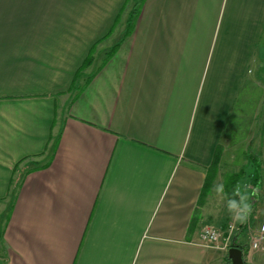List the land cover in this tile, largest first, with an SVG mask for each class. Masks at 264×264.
<instances>
[{"label":"crops","instance_id":"crops-1","mask_svg":"<svg viewBox=\"0 0 264 264\" xmlns=\"http://www.w3.org/2000/svg\"><path fill=\"white\" fill-rule=\"evenodd\" d=\"M256 167L264 220V0H0V264H264L199 244Z\"/></svg>","mask_w":264,"mask_h":264},{"label":"rangeland","instance_id":"rangeland-1","mask_svg":"<svg viewBox=\"0 0 264 264\" xmlns=\"http://www.w3.org/2000/svg\"><path fill=\"white\" fill-rule=\"evenodd\" d=\"M131 12H132V9L119 10L118 11V13L114 17L113 21L111 22V25L109 27L108 32H106V34H104L103 37H101L99 40H97L93 44V48L94 49L92 50V52H95V53L96 52H101L99 50L100 47H97L96 48V45H97L98 41L100 43L104 39H109L110 37H112V34L115 33V32H116V34H118L119 31H120V26L124 27L122 33H126V31L128 29V24L130 22L129 20H130V14H131ZM123 21H125V22H123ZM112 40L113 39H110L109 42H111ZM117 42H118V40H117ZM115 43H116V41L115 42H111V44H112V45H110L111 46V49L114 47ZM110 50L108 51V53L110 52ZM107 54H106V56H107ZM92 60H93V56H92ZM80 75H81V73L79 74V77H80ZM79 77H78V79H79ZM233 165H234V167L231 168V164H230V167H229V164L228 163H226V164L224 163V169L222 171V173H223L222 175H225L226 173H229V172L242 171L243 172V175H239V176H241L242 178H244V176H245L244 173L246 172L247 169H249L248 163L246 162V164H244L242 161H238L237 160L236 162L233 163ZM225 177L226 176H221L220 177V182L224 181V178ZM227 182H229V181L227 180ZM251 186H253V184H251ZM255 199H256V197L255 198H250L249 203L251 204L252 212H251V214L248 216V218L243 223H240V222L235 221L232 218V216L228 213L227 209L226 208L224 209L222 207L223 206L222 203L218 202L217 200L213 203V206L211 208H214V207L215 208L217 207L216 209H219L220 208L218 214H222L224 216V218H226V220H223L221 222V223H223V226H226V231L224 233H222V230L219 231L220 232V235H221L220 242L223 241V243H225V239L227 238L228 239L227 240L228 244H231L233 242V240L235 239L234 237H237L239 235H242L241 237L244 238L245 243H246V246L250 248V246L252 245V243L258 239V235L259 234L263 235V237H264V232H261L260 231V227H261L262 224H264V220H261V219L260 220L259 219L256 220L255 219V216H254L255 209H256L255 208V205H256ZM253 216H254V218H253ZM255 220H256L257 223L253 226V230L248 229V228H250L252 226V222H255ZM205 223L206 224L208 223L210 225H213L218 230L220 228H222V227L217 226L215 223H209V222H205ZM229 226H233V229H232V231L230 233L231 235H229V232H228V227ZM262 243H264V239L261 242H259V246H261ZM223 249H224V247H223ZM253 251H255V249H253Z\"/></svg>","mask_w":264,"mask_h":264},{"label":"clouds","instance_id":"clouds-1","mask_svg":"<svg viewBox=\"0 0 264 264\" xmlns=\"http://www.w3.org/2000/svg\"><path fill=\"white\" fill-rule=\"evenodd\" d=\"M213 190L222 199L232 218L243 223L252 212L249 200L259 195L260 188L258 185L253 187L242 181L236 184L231 194L225 191L223 183L214 185Z\"/></svg>","mask_w":264,"mask_h":264},{"label":"trees","instance_id":"trees-1","mask_svg":"<svg viewBox=\"0 0 264 264\" xmlns=\"http://www.w3.org/2000/svg\"><path fill=\"white\" fill-rule=\"evenodd\" d=\"M142 2H143V0H135V4H136L137 6H139ZM138 14H139V7L132 8V12H131V14H130V20H129L130 22H129V24H128V29H127V31H126L124 37H126V36L131 32L132 27H133V24H134V22H135V20H136V18H137V16H138ZM116 48H117V45L114 46V47L110 50V52L107 54L106 59H108V58H109V57H110V56L116 51ZM89 52H92V50L89 51ZM91 62H92V55L89 53L88 57L85 59V61L83 62V64L81 65V67L79 68V70L77 71V73L75 74V77H74V79H73V84H74V82L78 79L79 74L81 73V71H83L85 68H87V67L91 64ZM254 176H255V177H254V179H253V187L257 186L258 183H259V180H260V176H259V173H258V169H257V167H256V170H255V175H254ZM231 179H233V178H231ZM230 181H231V180H229V182H227V184H226L227 192H228V190H229V192H228L229 194H231L232 189H233L232 186H233V184H234V182H233V183H232V182L230 183ZM209 182H210V179H207V182H206L205 186H206V185L208 186ZM231 247H236V248L242 250V248L239 247V246H235V245H233V246H231Z\"/></svg>","mask_w":264,"mask_h":264},{"label":"built area","instance_id":"built-area-1","mask_svg":"<svg viewBox=\"0 0 264 264\" xmlns=\"http://www.w3.org/2000/svg\"><path fill=\"white\" fill-rule=\"evenodd\" d=\"M233 229V226L228 227L229 235H231V231ZM260 231L264 232V224L261 225ZM221 235L217 228L211 225H205L201 229L199 233V244L203 247H214L217 246L218 243H220ZM264 239L263 235L259 234L258 239L252 243L250 246V249H258L259 242H261ZM227 238L225 239L224 248H228L230 244L227 242Z\"/></svg>","mask_w":264,"mask_h":264},{"label":"water","instance_id":"water-1","mask_svg":"<svg viewBox=\"0 0 264 264\" xmlns=\"http://www.w3.org/2000/svg\"><path fill=\"white\" fill-rule=\"evenodd\" d=\"M227 256L231 261V264H243V256L240 249L231 247L228 249Z\"/></svg>","mask_w":264,"mask_h":264}]
</instances>
